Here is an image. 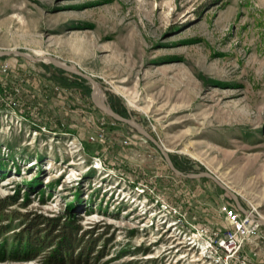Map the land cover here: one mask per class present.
<instances>
[{"label":"rangeland","instance_id":"374dc122","mask_svg":"<svg viewBox=\"0 0 264 264\" xmlns=\"http://www.w3.org/2000/svg\"><path fill=\"white\" fill-rule=\"evenodd\" d=\"M8 49L0 264H51L41 218L78 226L83 264H264V0H0ZM223 205L260 220L232 256Z\"/></svg>","mask_w":264,"mask_h":264},{"label":"trees","instance_id":"16d2710c","mask_svg":"<svg viewBox=\"0 0 264 264\" xmlns=\"http://www.w3.org/2000/svg\"><path fill=\"white\" fill-rule=\"evenodd\" d=\"M114 110L116 109L114 108ZM37 224H45L54 230L57 229V233H54L53 235L54 238H58L57 248L54 249V254L50 261L51 264H66V258H70V260L71 258L73 259L69 262L70 264H83L85 262V258L82 259L83 256H85L84 246L81 245L83 241H79V237L76 235L78 232V226H75L68 220L60 221V218H41L38 220L32 219L29 223V226L31 225V231L34 233H38L41 230L38 229L39 226H37ZM27 229L28 227L25 230ZM42 239L43 238H40L36 234H34L32 237L29 236L27 239L30 247L29 250L43 242ZM81 246H83V248ZM75 248H79L78 251H80L77 253L78 256L73 258L71 253Z\"/></svg>","mask_w":264,"mask_h":264},{"label":"built area","instance_id":"2783aa9c","mask_svg":"<svg viewBox=\"0 0 264 264\" xmlns=\"http://www.w3.org/2000/svg\"><path fill=\"white\" fill-rule=\"evenodd\" d=\"M7 64L1 63L0 70H6ZM98 136H102L99 133ZM93 139L94 136H91ZM223 210L226 212L230 222L231 229L225 234L220 246L226 256L234 255L240 248L244 239H249L257 230L260 220L253 217L252 212L246 211L244 214H239L232 208L223 205ZM264 258V256H263ZM238 264H256L248 259L242 258Z\"/></svg>","mask_w":264,"mask_h":264},{"label":"water","instance_id":"95a60500","mask_svg":"<svg viewBox=\"0 0 264 264\" xmlns=\"http://www.w3.org/2000/svg\"><path fill=\"white\" fill-rule=\"evenodd\" d=\"M19 54V55H24V56H28L26 53L24 52H21V51H18V50H13V49H8V50H0V55H5V54ZM48 59V58H46ZM49 61L53 62L55 65L59 66V67H62L66 70H70V71H73V72H77L87 78H89L92 83L94 84V87L96 89V83L95 81L87 74L85 73H81L79 71H76L75 69L71 68V67H68L66 65H63L62 63H59V62H56L54 61L53 59H48ZM98 91H99V96L95 101L96 105L104 112H106L107 114H109L110 116L116 118V119H119V120H122L126 123H128L129 125H131L133 128H135L137 131H139L140 133H142L143 135H145L146 137H148L151 141H153L162 151L163 155L165 156L167 162L169 163V165L171 166L172 169H174L177 173H180V174H183L181 172H179L178 170H176L174 167H173V164L172 162L170 161L169 157H168V154L161 148V146H159V144L157 143V141L151 136L149 135L145 130H143L141 127H139L138 125H136L134 122H132L131 120L127 119V118H124L122 117L121 115H119L117 112H115L108 104H106L104 101H103V97H102V94L98 88ZM205 175L211 177L212 179H214L215 181H217L219 183V185L223 188H225V186L219 182L213 175L211 174H208V173H204ZM189 176V175H188ZM226 189V188H225ZM244 213H246L245 210H243Z\"/></svg>","mask_w":264,"mask_h":264},{"label":"bare ground","instance_id":"6f19581e","mask_svg":"<svg viewBox=\"0 0 264 264\" xmlns=\"http://www.w3.org/2000/svg\"><path fill=\"white\" fill-rule=\"evenodd\" d=\"M21 31V30H20ZM98 96H99V91H98V87L96 86V89H95V95H94V97H95V100L98 98ZM216 102H217V100H216ZM217 103H220V102H217ZM227 108V107H226ZM230 111V110H229ZM244 111V110H243ZM243 111H239V110H235L234 112H233V115H234V117H236V118H239V119H242V120H247V121H250V120H253V117L251 116V115H249V114H247V113H245V112H243ZM254 116V115H253ZM230 117H231V115H230ZM257 117V116H256ZM236 118H235V120H236ZM234 119V118H233ZM238 120V119H237Z\"/></svg>","mask_w":264,"mask_h":264}]
</instances>
